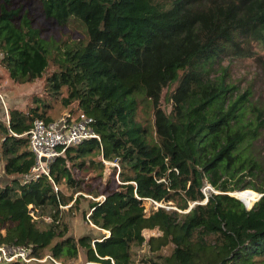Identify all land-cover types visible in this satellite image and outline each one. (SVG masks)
I'll list each match as a JSON object with an SVG mask.
<instances>
[{
  "label": "trees",
  "instance_id": "1",
  "mask_svg": "<svg viewBox=\"0 0 264 264\" xmlns=\"http://www.w3.org/2000/svg\"><path fill=\"white\" fill-rule=\"evenodd\" d=\"M38 3L43 18L58 26L76 19L84 39L60 49V40L40 37L22 4L0 0V67L14 83L32 82L54 48L57 69L45 79L47 91L66 90L61 105L90 118L98 140L66 148L48 165L49 179L40 175L23 184L20 176L33 156L22 134L33 118H53L37 107L8 110L7 124L0 123V153L3 173L12 179L0 189V243L31 246L34 257L60 264L75 260L78 248L86 262L97 264H264V162L252 149L264 138V105L227 83L222 66L224 59L264 51V0ZM171 85L165 111L160 94ZM137 97L151 105L153 136L135 120ZM92 157L118 168H112L114 189L87 206L88 222L108 236L73 240L53 224L68 201L53 186L79 188L74 170L103 167ZM205 185L218 193L204 196ZM246 189L262 194L249 209L227 194ZM144 200L175 209L157 207L145 216ZM28 206L54 210L47 229L27 214ZM145 230L159 236L145 242L154 252L135 263L130 251L144 243ZM166 244L170 253L159 255Z\"/></svg>",
  "mask_w": 264,
  "mask_h": 264
},
{
  "label": "rangeland",
  "instance_id": "2",
  "mask_svg": "<svg viewBox=\"0 0 264 264\" xmlns=\"http://www.w3.org/2000/svg\"><path fill=\"white\" fill-rule=\"evenodd\" d=\"M15 3L22 4L24 9L27 10L30 17L32 26L38 28L40 37L45 41L53 40L54 42L61 41V47L63 44L71 45V42L84 39L82 30V24L76 19H71L67 25L58 26L51 20H46L40 11L38 0H14ZM52 45V44H51ZM51 47V46H50ZM263 50L259 49L256 56L249 59H233L222 62V66L227 67L226 70V82L236 87L237 92L248 91L251 95L252 102H256L264 105V54ZM57 58V52L54 48H50V58L48 59V65L42 75L29 83L18 84L9 80L5 70L0 67V123L7 124V112L9 109L20 110L23 113H28L30 108L37 107V112L40 113L44 110L45 116L49 118H55L62 112L67 111L68 107L61 105V98L66 95V90L62 89L59 94L53 95L47 91L45 85V79L54 70L57 69L53 62V58ZM173 85L167 89H163L160 94L159 105L165 111L169 110V104L166 101V95H168ZM137 108L135 112V120L140 123L147 132L152 133V109L149 102L142 98L137 97ZM45 107V108H43ZM34 119V118H33ZM153 136V133L151 134ZM1 136V135H0ZM252 149L258 155V160L264 162V138H259L253 145ZM92 160L102 164V168L97 165L86 164L82 170H74L73 177L76 180L79 188L70 189L64 185L56 186L57 193H59L63 199H67L66 206H59L57 217L55 221L57 230L64 231V237H70L73 240L78 239L81 236L88 235L90 237L99 238L102 231L98 230L87 220V206L93 202H99L103 198L104 192H109L114 189L118 184L116 174L112 175V168L117 171V165L115 162H105L99 157H92ZM4 158L0 153V189L10 183L12 178L7 177L3 173ZM245 182L250 181L251 178L245 171L241 172ZM208 186V185H207ZM209 187V186H208ZM212 190V189H211ZM251 191L255 193L256 198L249 194L242 193L241 191ZM236 192L227 193L228 195L237 196L246 205L250 204L254 199L250 207L261 197L255 191L246 189ZM210 192L205 191V194ZM217 194L218 192L212 191ZM18 195L14 192L12 196ZM259 197V198H258ZM258 198V199H257ZM193 203H189L191 206ZM143 212L145 216H148L150 211H154L153 205L149 200L142 201ZM164 209H175L173 205L168 202L160 204ZM29 207V206H28ZM249 209V207H246ZM37 215H39L36 223H39L42 229H47L51 223L54 210L49 208L44 210L37 209ZM43 218H49V221L42 220ZM54 221V222H55ZM2 233V232H1ZM144 243L138 248H132L131 260L135 263L140 261L141 256L146 257L148 253L154 251L149 250L145 242L149 238H157L159 232L155 230H145L142 232ZM60 238L52 240L51 244ZM145 245V246H144ZM172 246L166 244L159 249V255H168ZM153 249H155L153 247ZM84 254L81 248H78L77 258L73 261L67 262V264H85ZM39 264V263H32ZM41 264H49L47 261Z\"/></svg>",
  "mask_w": 264,
  "mask_h": 264
},
{
  "label": "built area",
  "instance_id": "3",
  "mask_svg": "<svg viewBox=\"0 0 264 264\" xmlns=\"http://www.w3.org/2000/svg\"><path fill=\"white\" fill-rule=\"evenodd\" d=\"M91 123L90 118L84 117L82 114L71 115L68 111L62 112L51 121L34 118L28 131L22 134L27 138V147L33 156V165L27 173L20 176V181L27 184L36 180L40 175L48 178V165L66 148L75 146L83 140H98L92 131ZM53 190L56 193V186H53ZM201 191L206 196L205 191L207 193L213 190L205 185ZM149 201L153 205V209L163 207L158 203ZM30 208L27 214L33 220L38 219L35 217L37 211L33 212ZM42 220L49 221V218ZM32 253L31 246L0 243V264H41L46 261H50L52 264H60L47 255L38 259ZM85 264L97 263L87 262ZM110 264H112L111 260Z\"/></svg>",
  "mask_w": 264,
  "mask_h": 264
},
{
  "label": "water",
  "instance_id": "4",
  "mask_svg": "<svg viewBox=\"0 0 264 264\" xmlns=\"http://www.w3.org/2000/svg\"><path fill=\"white\" fill-rule=\"evenodd\" d=\"M229 196H231V197H233V198H235L236 200H238L245 208H246V205L241 201V200H239L238 198H236L234 195H229ZM259 198V197H258ZM257 198V199H258ZM192 206V205H191ZM191 206H189V207H191ZM249 208H251V207H249Z\"/></svg>",
  "mask_w": 264,
  "mask_h": 264
},
{
  "label": "bare ground",
  "instance_id": "5",
  "mask_svg": "<svg viewBox=\"0 0 264 264\" xmlns=\"http://www.w3.org/2000/svg\"><path fill=\"white\" fill-rule=\"evenodd\" d=\"M250 192H251V191H250ZM252 193H253V192H252ZM235 197L238 198L237 196H235ZM238 199H239V198H238ZM239 200H241V199H239ZM241 201H242V200H241ZM253 201H254V200H253ZM253 201H252V202H253ZM242 202H243V201H242ZM252 202H251L250 204H248V205H246L244 202H243V203L246 205V207H250V205L252 204Z\"/></svg>",
  "mask_w": 264,
  "mask_h": 264
},
{
  "label": "crops",
  "instance_id": "6",
  "mask_svg": "<svg viewBox=\"0 0 264 264\" xmlns=\"http://www.w3.org/2000/svg\"><path fill=\"white\" fill-rule=\"evenodd\" d=\"M101 231V230H100ZM105 236H107V233L105 231H102Z\"/></svg>",
  "mask_w": 264,
  "mask_h": 264
},
{
  "label": "clouds",
  "instance_id": "7",
  "mask_svg": "<svg viewBox=\"0 0 264 264\" xmlns=\"http://www.w3.org/2000/svg\"><path fill=\"white\" fill-rule=\"evenodd\" d=\"M54 119V118H53ZM107 233V232H106ZM107 236H108V233H107Z\"/></svg>",
  "mask_w": 264,
  "mask_h": 264
}]
</instances>
